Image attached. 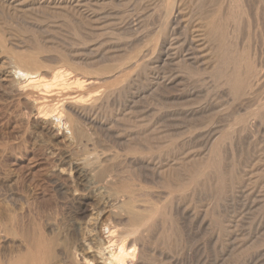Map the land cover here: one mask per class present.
Listing matches in <instances>:
<instances>
[{"label":"rangeland","instance_id":"obj_1","mask_svg":"<svg viewBox=\"0 0 264 264\" xmlns=\"http://www.w3.org/2000/svg\"><path fill=\"white\" fill-rule=\"evenodd\" d=\"M176 1L0 0V225L71 245L134 186L167 205L139 264H264V0Z\"/></svg>","mask_w":264,"mask_h":264},{"label":"bare ground","instance_id":"obj_2","mask_svg":"<svg viewBox=\"0 0 264 264\" xmlns=\"http://www.w3.org/2000/svg\"><path fill=\"white\" fill-rule=\"evenodd\" d=\"M49 1V0H48ZM181 1V0H180ZM232 1V0H231ZM178 2V0L176 1ZM186 2V1H185ZM227 3V2H226ZM57 5V4H56ZM174 5V4H173ZM178 6V5H176ZM181 8V7H180ZM184 8V7H183ZM229 8V7H227ZM235 8V7H234ZM62 9V8H61ZM171 9V8H170ZM226 10V9H225ZM59 11V9H58ZM180 13V11H178ZM226 12V11H225ZM61 13V12H60ZM64 13V12H63ZM211 13V12H210ZM209 13V14H210ZM208 14V15H209ZM212 14V13H211ZM60 15V14H59ZM202 15V14H201ZM200 16V15H199ZM212 16V15H211ZM216 16V15H215ZM232 16V15H231ZM208 18V16H206ZM222 17V16H221ZM198 18V17H197ZM202 18V17H201ZM212 18V17H211ZM224 18V17H223ZM228 19V18H226ZM208 20V19H207ZM210 20V19H209ZM213 20V19H212ZM216 20V19H215ZM219 21V19H218ZM226 20H224L223 22H225ZM209 25H214V21H208ZM222 22V23H223ZM233 22V21H232ZM237 22V21H236ZM204 23L205 20H204ZM217 23V22H216ZM215 23V24H216ZM52 24V23H51ZM225 24V23H224ZM224 24H223V27H224ZM245 24V23H244ZM204 25V24H202ZM207 25V24H206ZM206 25L203 27L205 28ZM194 26V25H193ZM201 27V28H202ZM228 27V25H227ZM226 27V28H227ZM213 28V27H212ZM235 28V27H234ZM215 29V28H214ZM229 29V27H228ZM205 30V29H204ZM203 30V31H204ZM210 30H213L210 28ZM227 30V29H226ZM229 31V30H228ZM240 31V30H239ZM202 32V31H201ZM209 32V30H208ZM224 32V31H223ZM199 33V32H198ZM236 33V32H235ZM201 34V33H200ZM199 34V36H200ZM212 34H215V33H212ZM228 34V33H227ZM202 35V34H201ZM206 35V33H204V36ZM208 35V34H207ZM206 35V36H207ZM219 35V34H218ZM209 36V35H208ZM207 36V37H208ZM214 36V35H213ZM217 36V35H216ZM208 39V38H206ZM212 40H215V39H212ZM211 40V41H212ZM224 40V38H223ZM3 42V41H0V43ZM223 42V41H222ZM219 43V42H218ZM39 44V43H38ZM37 44V45H38ZM40 45V44H39ZM209 45V44H208ZM0 46H3L4 45H0ZM238 47V46H237ZM37 48V47H36ZM41 48V47H40ZM35 49V48H34ZM211 49V48H210ZM36 50V49H35ZM38 50V49H37ZM36 50V51H37ZM223 51V50H222ZM38 53V51L36 52ZM39 57V56H38ZM245 58V57H244ZM250 58V57H248ZM247 58V59H248ZM14 59V58H13ZM15 59L17 60V58L15 57ZM40 59V58H39ZM128 60V59H127ZM243 60V59H242ZM19 62V60H17ZM37 60L33 59V61L31 62L32 66L36 67L38 66V61L36 62ZM239 61V60H238ZM233 64V63H232ZM241 64H242V61H241ZM216 65V64H215ZM249 65V64H248ZM31 66V67H32ZM246 66V65H244ZM231 67V66H230ZM234 67V66H233ZM249 67V66H248ZM246 67V68H248ZM36 68H33L36 69ZM131 68V67H130ZM107 69V68H106ZM115 69V68H114ZM233 69V68H232ZM240 69V68H239ZM245 69V68H244ZM255 69V68H254ZM110 70H113L112 67L110 68ZM247 70V69H245ZM250 70V69H249ZM248 70V71H249ZM38 72V71H37ZM34 73V74H42V70L40 73ZM238 72V71H237ZM243 72V71H242ZM12 73V72H11ZM46 73V71H45ZM245 73V72H244ZM249 73V72H248ZM47 74L50 75V73L47 72ZM62 73H59V75H61ZM117 74V73H116ZM119 74V72H118ZM24 74H22L21 76H23ZM53 75H58V73L56 74H53ZM239 75V74H238ZM245 75V74H244ZM16 76V75H15ZM20 76V74H19ZM25 76V75H24ZM220 76V75H219ZM247 76V75H246ZM249 77V76H248ZM20 78V77H19ZM23 78V77H22ZM14 79V78H13ZM232 81V79H230ZM246 80V79H245ZM244 80V81H245ZM254 80V79H253ZM18 83V82H17ZM233 84V83H232ZM242 84V83H241ZM248 86V85H247ZM233 87V86H231ZM235 87V86H234ZM233 87V88H234ZM262 97V96H261ZM261 100V99H260ZM74 110V109H73ZM72 110V111H73ZM74 112V111H73ZM78 112V111H77ZM76 113V112H74ZM71 120V119H70ZM73 121V120H72ZM76 126V124H75ZM77 127V126H76ZM75 127V128H76ZM79 128V127H78ZM77 128V129H78ZM79 130V129H78ZM81 134V133H80ZM163 146V145H162ZM215 148V147H214ZM139 150V149H138ZM135 153V152H134ZM125 157V156H124ZM108 159H105V162L107 161ZM117 160V159H116ZM126 161V160H125ZM124 161V162H125ZM131 161V160H130ZM104 162V161H103ZM135 162V161H134ZM133 162V163H134ZM122 163V162H121ZM107 164V163H106ZM112 164V163H111ZM118 164V163H117ZM86 165V163H85ZM110 165V164H109ZM119 165V164H118ZM128 165V164H127ZM120 166V165H119ZM119 166L117 168H119ZM122 166V164H121ZM109 167V166H107ZM114 167V166H113ZM116 167V166H115ZM130 167V166H129ZM85 168V167H84ZM100 168H101V165H100ZM106 168V167H104ZM104 168H102L104 170ZM110 168V167H109ZM127 168V167H126ZM99 169V168H98ZM114 169V172H115V168H112V170ZM120 169V168H119ZM123 169V168H122ZM135 169V168H134ZM175 169V168H174ZM85 170V169H84ZM101 170L102 174L103 175H106L104 173H108L110 172L111 174L108 175L109 178L107 179V182H109L111 184V181H112V184L113 182L115 183L114 180V177L113 180L111 178L112 176V173L113 171L110 170H106L108 172H105ZM128 170V169H127ZM112 171V172H111ZM125 171V170H124ZM63 172V171H62ZM87 172V171H86ZM118 172V170L116 171V173ZM120 172V171H119ZM119 172L116 174L114 173L113 176H116L119 174ZM64 173V172H63ZM83 173V172H82ZM98 173V172H96ZM100 173V172H99ZM98 173V174H99ZM122 173V172H121ZM121 173L119 174V176H121ZM124 173V172H123ZM128 173V172H127ZM163 173V172H162ZM87 174H89L87 172ZM100 174V175H102ZM100 175H98L100 177ZM101 176V178L104 180V176ZM170 175V174H169ZM115 176V177H116ZM119 176H117L115 178L118 179ZM172 176V174H171ZM72 177V176H71ZM99 178V181L100 179ZM107 178V177H105ZM122 178V177H121ZM94 179V178H93ZM101 179V180H102ZM106 180V179H105ZM104 180V181H105ZM124 180V179H122ZM157 180V179H156ZM127 183L129 182L128 180H126ZM101 182V181H100ZM99 182V183H100ZM106 182V183H107ZM208 182V181H207ZM103 183V181L101 182ZM107 183V186L108 184ZM130 183V182H129ZM128 183V184H129ZM105 184V183H104ZM116 184V183H115ZM126 184V182L124 183ZM88 185V184H86ZM103 185V184H102ZM95 186V185H94ZM101 186V184H100ZM106 186V187H107ZM133 186V185H132ZM105 187V188H106ZM111 186H109V189L112 190L113 188H111ZM115 187V185H114ZM134 187V186H133ZM133 187H128V188H133ZM93 188V187H92ZM97 188V187H96ZM104 188V189H105ZM108 188V187H107ZM106 188V189H107ZM124 188V186H123ZM127 186L124 188V190H122L121 193H118L116 194L115 196L111 195V194H114V189H113V192L110 191L111 194H109L110 196L107 197L102 203L98 204V205H94L92 210L90 211L88 208H89V203L86 204V203H81L79 201V199H77L80 203V207L79 209H77V213L75 212V214L80 217L82 220L79 221V229L81 230V233H80V238H79V241L76 243V240L74 242H71V245H64V246H60V242L58 243L59 240H62L61 239H57L59 237H57L56 239L58 240H54L55 238L51 239V240H46V237H41V238H38V239H35V234H38L36 233V231H34L33 233H35L33 235V233L29 232L30 234H32L34 237H32L30 234L28 235H25V231L26 229H23V234L24 236H27L28 238L31 237L34 238V240H31V241H34V243L31 245L32 246V251L35 252V255L36 257L34 258L35 255L32 254V252H28L27 250L25 252H28L27 253H24V254H21L19 256H17V259L14 260V261H7V257L5 256L6 254L3 255V253L1 252L0 253V257H1V261H0V264H31L32 260H37L38 261L40 260V264H51L54 262H59L60 264H139L141 263L142 259L145 261L144 257H143V253H145L146 251L150 252L151 251V254H154V255H158L155 251H153L152 249L150 250L149 247H147V243L145 244V239L146 238V235L147 233H149V227L150 225L154 222V221H157L158 220V216H160V212L161 211H164L166 209V206L163 204L162 206L158 205L157 203L155 202H151V201H141V200H138L136 198V195H139V194H136L135 197H134V194L132 193L133 191L128 189ZM179 188V187H178ZM71 189V188H70ZM84 189V188H83ZM86 189V188H85ZM135 189V187H134ZM141 189V188H140ZM69 190V189H68ZM67 190V191H68ZM76 190V189H75ZM75 190H71V191H74V193H80L78 190V192H75ZM91 190V189H90ZM103 190V189H102ZM101 190V191H102ZM108 190V189H107ZM97 191V190H96ZM141 191V190H140ZM82 192V191H81ZM87 192V191H86ZM106 192V191H105ZM85 193V192H84ZM100 193V191H99ZM108 193V191H107ZM141 193V192H139ZM70 194H73V193H70ZM104 194V193H103ZM79 195V194H78ZM76 195V196H78ZM81 195V194H80ZM79 195V196H80ZM83 195V194H82ZM101 196V194H99ZM108 195V194H107ZM74 196V195H73ZM90 196V195H89ZM103 196V195H102ZM143 196V194H142ZM70 197V196H69ZM72 197V196H71ZM85 197V196H84ZM87 197H88V194H87ZM74 198V197H73ZM72 200H76V198H74ZM82 199V197H80ZM95 199L97 198L96 196L94 197ZM101 197L98 198V200H100ZM90 199V198H89ZM71 200V201H72ZM87 200V199H86ZM82 201V200H81ZM77 203V201H75ZM84 202V201H83ZM159 202V201H158ZM91 206V204H90ZM170 208V207H168ZM167 208V209H168ZM11 212V211H10ZM10 214V213H9ZM13 215V213H11ZM10 214V215H11ZM74 214V215H75ZM168 214V213H167ZM11 215V216H12ZM75 215V217H76ZM14 216H16L14 214ZM169 216V215H168ZM13 217V216H12ZM11 217V218H12ZM77 217V218H78ZM170 217V216H169ZM7 218L8 220L10 219L7 215ZM6 218V219H7ZM79 218V219H80ZM13 219V218H12ZM17 219V218H15ZM162 219V218H161ZM78 219H76L77 221ZM160 220V219H159ZM7 221V220H6ZM5 221V222H6ZM14 221V219H13ZM12 220H10V223L9 224H12L13 223ZM167 220H165L166 222ZM4 222V221H3ZM8 222V221H7ZM6 222V223H7ZM18 222V221H17ZM78 222V221H77ZM82 222V223H81ZM3 223V225H0V234H1V231H5V234H7L6 232H11L13 228V225L12 227L9 225V226H6L8 225V223ZM20 223V222H18ZM156 223V222H155ZM154 223V225H155ZM176 223V222H175ZM5 224V225H4ZM15 224H17L15 222ZM14 224V227H16ZM169 224V223H168ZM167 224V226H168ZM171 224V222H170ZM160 225V224H158ZM18 226L22 227V225L18 224ZM171 226V225H170ZM10 229H9V228ZM20 227L17 229L19 230V232L21 233V229ZM25 227V226H24ZM77 227V228H78ZM3 228V229H1ZM76 228V229H77ZM159 228L161 229V227L159 226ZM159 228H156L154 231H156L157 229ZM168 228H170L168 226ZM16 229V231H17ZM31 229V228H30ZM36 229V228H35ZM14 230V228H13ZM31 231V230H29ZM39 231V230H38ZM158 231V230H157ZM161 231V230H160ZM26 232L28 233V231L26 230ZM76 232V231H75ZM4 233V232H3ZM2 233V235H3ZM14 233H15V230H14ZM17 233V232H16ZM14 234L15 236L18 235L20 237V233H17V234ZM152 234H154L153 232H151ZM160 232L158 231V234ZM169 233V232H168ZM23 234H21L23 236ZM151 234V235H152ZM11 235H12V232H11ZM39 235V234H38ZM51 235V234H49ZM53 235V234H52ZM57 234H55L56 236ZM165 235V234H164ZM1 236V235H0ZM13 236V235H12ZM41 236V234H40ZM44 236V235H43ZM59 236V234H58ZM8 237L9 239V236L8 235H5V238ZM47 237L49 238V236L47 235ZM54 237V235H53ZM154 237V235H153ZM172 237V235H171ZM175 237V236H174ZM1 238V237H0ZM11 238V237H10ZM7 239V240H8ZM16 239V238H14ZM75 239V237H74ZM104 239V240H103ZM155 239V238H154ZM176 239V237L174 238ZM22 240V239H21ZM65 240V239H64ZM68 240V239H66ZM72 239H70L71 241ZM157 240V239H156ZM2 241V240H1ZM4 241V240H3ZM29 241V239L27 240ZM155 241V240H154ZM153 241V242H154ZM159 241V240H158ZM169 241V240H168ZM12 242V241H11ZM67 242V241H66ZM173 242V241H172ZM172 242H168L169 245L172 244ZM175 242V241H174ZM174 242H173V247H174ZM179 242V241H178ZM30 243V242H29ZM72 243L74 245L75 243V246H72ZM161 243V242H160ZM6 244V243H5ZM25 244V243H24ZM31 244V243H30ZM153 244V243H152ZM176 244V243H175ZM0 245L1 247L4 245L1 244L0 242ZM13 245V244H12ZM6 246V245H5ZM4 247V246H3ZM14 247V246H13ZM12 247V248H13ZM23 247V246H22ZM175 248V247H174ZM173 248V249H174ZM3 249V248H2ZM5 249V248H4ZM17 249V248H16ZM24 249V248H23ZM58 249V250H57ZM169 249V247H168ZM30 250V248H29ZM171 250V249H170ZM2 251V250H0ZM165 251V250H164ZM163 251V252H164ZM7 252V251H5ZM23 252V251H21ZM161 253L159 254L160 256L159 257H162L163 259H166L168 260L169 259V255L167 254H164V253ZM11 253V252H9ZM9 253H8V257H9ZM14 253V252H13ZM16 253V252H15ZM30 253V254H29ZM159 253V251H158ZM165 253H167V251H165ZM169 253V252H168ZM175 253V251H174ZM19 254V252H18ZM17 254V255H18ZM149 254V253H148ZM14 255L11 256V258L15 259V257H13ZM149 256V255H147ZM11 258H9L11 260ZM148 258V257H146ZM150 260V258H149ZM30 261V263H29ZM162 261V260H161ZM160 261V262H161ZM164 261V260H163ZM35 262V261H34ZM146 262V261H145ZM177 262V261H176ZM174 263V262H173ZM33 264V263H32ZM144 264H147V263H144ZM176 264V263H175Z\"/></svg>","mask_w":264,"mask_h":264}]
</instances>
